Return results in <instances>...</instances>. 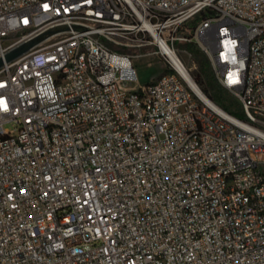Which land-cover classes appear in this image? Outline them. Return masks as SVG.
I'll use <instances>...</instances> for the list:
<instances>
[{"label": "built area", "instance_id": "2783aa9c", "mask_svg": "<svg viewBox=\"0 0 264 264\" xmlns=\"http://www.w3.org/2000/svg\"><path fill=\"white\" fill-rule=\"evenodd\" d=\"M0 61V264H264V0H0Z\"/></svg>", "mask_w": 264, "mask_h": 264}, {"label": "trees", "instance_id": "16d2710c", "mask_svg": "<svg viewBox=\"0 0 264 264\" xmlns=\"http://www.w3.org/2000/svg\"><path fill=\"white\" fill-rule=\"evenodd\" d=\"M183 47L195 57L199 64L201 74L196 76L195 81L201 87L200 89L204 95L225 112L237 118H243L240 104L228 91L219 85L205 55L193 43H186Z\"/></svg>", "mask_w": 264, "mask_h": 264}, {"label": "rangeland", "instance_id": "374dc122", "mask_svg": "<svg viewBox=\"0 0 264 264\" xmlns=\"http://www.w3.org/2000/svg\"><path fill=\"white\" fill-rule=\"evenodd\" d=\"M186 44L184 42H179L176 44L177 55L182 61L184 66L190 71L191 76L195 80L197 75H200V67L197 63L195 57L189 54L183 47ZM143 53L146 51H142ZM128 54H135V51H127ZM134 67L138 75L139 84L144 85L148 81L156 78L163 72L162 65L159 63L158 59L154 56H142L133 60ZM196 82V81H195ZM197 84V83H196ZM198 85V84H197ZM199 86V85H198ZM199 88H201L199 86ZM10 130L12 127L10 125L6 126Z\"/></svg>", "mask_w": 264, "mask_h": 264}, {"label": "water", "instance_id": "95a60500", "mask_svg": "<svg viewBox=\"0 0 264 264\" xmlns=\"http://www.w3.org/2000/svg\"><path fill=\"white\" fill-rule=\"evenodd\" d=\"M34 45V42H29L27 44L21 45L20 47L16 48L15 50L11 51L6 57V61H11L15 59L16 57L20 56L21 54L28 51L32 46ZM1 66V61H0Z\"/></svg>", "mask_w": 264, "mask_h": 264}]
</instances>
